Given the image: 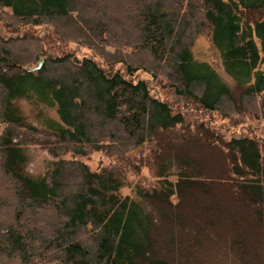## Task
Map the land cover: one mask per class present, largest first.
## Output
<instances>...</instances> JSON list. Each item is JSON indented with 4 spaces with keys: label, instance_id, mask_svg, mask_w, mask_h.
<instances>
[{
    "label": "trees",
    "instance_id": "16d2710c",
    "mask_svg": "<svg viewBox=\"0 0 264 264\" xmlns=\"http://www.w3.org/2000/svg\"><path fill=\"white\" fill-rule=\"evenodd\" d=\"M0 20V264H264V137L164 96L264 119V0H0ZM201 34L230 81L195 58ZM28 139L55 158L42 174Z\"/></svg>",
    "mask_w": 264,
    "mask_h": 264
},
{
    "label": "rangeland",
    "instance_id": "374dc122",
    "mask_svg": "<svg viewBox=\"0 0 264 264\" xmlns=\"http://www.w3.org/2000/svg\"><path fill=\"white\" fill-rule=\"evenodd\" d=\"M27 28H21V32H25V30H32L31 32H34L36 34L41 35V37L47 36V33L43 26L40 27H33V29H29L30 27L26 26ZM2 29V32L7 33V29L5 27V24L2 20H0V30ZM10 34V33H9ZM6 35V34H5ZM8 35V34H7ZM45 41V40H44ZM53 45L52 47H50ZM69 44L65 43H58V42H52L49 40L48 43L45 44V49L49 48V50H53L56 53H61L63 50H73L77 52L79 56H85L92 54V51L85 47V46H78L75 42H68ZM193 53L196 59L201 61H207L210 63L221 75L222 77L230 81L229 77L225 75V72L222 67L220 54L217 51V49L212 45L210 38L206 34H201L198 36L195 44L193 45ZM44 57H40L37 63H35V68H38L40 63L43 64ZM34 65V63H33ZM138 75H140L143 78L151 79V77L143 71H138ZM157 84V83H156ZM161 84H166V80H162L161 82L158 81V86L160 88ZM155 85V83H154ZM160 92L162 93L163 90L161 89ZM166 96L172 103H174V106L176 110H182L185 112L186 116L190 121H193L198 118L201 120H205L208 122H212L217 126V128H222L223 133L226 135V137H230V134H239L242 133V131H245L246 133L252 132L256 136L264 137V119H258L255 116L252 115H235L233 119L228 118H221L218 114H208V113H202L201 111L195 109L190 103H187L186 101H181L180 99H177L176 97H173L170 93H167ZM165 97V98H166ZM20 106L24 110L26 114H30V105L26 101H21ZM51 116L54 118H57V115L55 112H51ZM211 119V120H209ZM30 120L33 121V118L30 117ZM2 125L0 124V129ZM28 155H29V163H28V172H30L33 175H39L42 174L46 168L55 160V158L51 155L49 150L42 144L39 143L38 139H28ZM65 157H73L72 154H67ZM83 160L89 164L91 169L98 170L102 166H105L108 164L109 159L102 151H95L89 153L88 156L83 157ZM133 172V171H132ZM132 172H129V176L127 177L126 185L123 187L122 191L124 193H132V188L134 184L135 178L138 179V177H133ZM140 176H145L144 179L150 178V175L148 173V170L144 168L142 171H140Z\"/></svg>",
    "mask_w": 264,
    "mask_h": 264
},
{
    "label": "water",
    "instance_id": "95a60500",
    "mask_svg": "<svg viewBox=\"0 0 264 264\" xmlns=\"http://www.w3.org/2000/svg\"><path fill=\"white\" fill-rule=\"evenodd\" d=\"M41 65H42V63H40V65H39V67H38V68H40V67H41Z\"/></svg>",
    "mask_w": 264,
    "mask_h": 264
}]
</instances>
